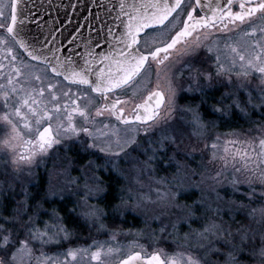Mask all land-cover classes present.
Here are the masks:
<instances>
[{"label": "snow or ice", "instance_id": "snow-or-ice-1", "mask_svg": "<svg viewBox=\"0 0 264 264\" xmlns=\"http://www.w3.org/2000/svg\"><path fill=\"white\" fill-rule=\"evenodd\" d=\"M117 6L115 20L119 23L115 33L96 17L108 32L105 34L103 28L97 31L95 48L101 49L103 41L109 51L94 53L86 46L85 58L72 48L75 39L64 48L62 43L60 47L51 46V33L27 36L25 20L34 17L25 0L0 3V46L4 50L0 61V150L11 156L14 170L31 176L33 168H39L53 150L78 145L88 158L80 165V176L67 182L77 187L75 194L79 197L68 212L89 228L104 231L110 227L105 223L110 213L122 218L130 211L136 212L146 195L141 192L137 197L130 188L125 195L121 187L114 197L116 203L109 201L99 206L110 190L111 177L121 175L117 167L121 155H126L132 145L143 147L141 171L152 168L169 138L163 134L159 141L148 138L168 124L178 108L179 93L195 92L204 103V97L218 91L220 95L213 101L210 113L214 120L205 121L199 106L184 109L192 114L194 135H203L216 126V120L236 113L249 120L258 113L259 121L253 123L259 124L260 134L243 138L233 134L225 139L222 151L219 136L211 145L205 143V148L213 150L209 163L219 162L210 178L215 185L224 187V194L216 192V206L205 209L208 219L199 228L191 227L201 219L193 206L187 215L162 224L158 237L163 241L174 234L178 236L179 229L187 225L184 240H195V251L188 244L177 243L172 254L160 247L147 252L137 243L134 247L141 251L130 252L118 264H248L249 255L264 258V232L259 234V249L252 251L249 244L254 247L257 233L236 219L242 215L254 220L258 215L256 222L264 223V27L259 29V36L251 28L253 18H264V0H120L112 9L99 4L109 16ZM158 39L159 43H155ZM21 54L28 60H23ZM77 56L79 60L74 59ZM31 61L44 69L43 74L34 77L35 84L29 78L36 66ZM208 61L214 73L211 68L194 66ZM153 64L158 80L164 73L167 88L147 89L138 101L122 99L121 95H126L140 79L150 76ZM185 70L187 88L182 79ZM141 134L146 144L142 145ZM81 176L83 192L79 191ZM166 197L165 193L163 198ZM0 198L16 201L12 216L0 213V264H82L89 252L91 261L104 264L102 255L122 251L112 245L105 251L107 242L71 246L72 232L62 210L49 211L43 207L44 201L32 205L23 185L20 193L0 191ZM147 198L150 200V196ZM152 236L156 237V233ZM111 239L115 240V233ZM64 243H69L66 249L50 253L48 246Z\"/></svg>", "mask_w": 264, "mask_h": 264}, {"label": "rangeland", "instance_id": "rangeland-1", "mask_svg": "<svg viewBox=\"0 0 264 264\" xmlns=\"http://www.w3.org/2000/svg\"><path fill=\"white\" fill-rule=\"evenodd\" d=\"M8 2L9 0H0V3ZM256 25V23H251V28L256 29ZM251 28H249V31H251ZM256 34L257 36L260 35L258 30ZM164 35H166V33ZM162 38L163 36L160 37V39ZM155 43H159V39L156 40ZM149 46H152V44H149ZM0 51L1 54H4L2 46H0ZM205 55H207V53H205ZM194 66L196 68H201L199 62ZM155 73L156 71L153 67V76H145L141 79V81L145 83L144 88L147 87L150 79L152 89H166L167 79L164 73L161 72L159 80ZM182 79L184 81V87L187 88L189 82L187 70H185ZM157 84H159V88H157ZM196 96L197 93L195 92L181 91L178 96V108L170 117L168 124L148 138L159 141L162 134L169 138L165 141V150L157 154L152 168L141 171L144 166L139 163V161L145 159L142 155L143 147L137 148L135 145H132L127 148V154H122L119 159L117 167L121 175H114L112 177L116 178L117 182H119V189H117V191L119 193L121 187H123L125 195L129 194V188L133 190L131 194L137 197H139V193L141 192L146 194L141 207L136 212L130 211L122 218L113 216L110 213L105 221L110 227L104 231H97L95 228H89L83 221H79V225L81 224V226L79 227L80 229H78L81 230V233L79 236H76L75 234L78 232V229H73L74 226H69L66 223L67 227L72 232L71 245L75 244L77 239H80L81 241H89V243L83 246L80 245L81 247H88L93 245V243L90 244L92 241L98 244V239H101V244L107 242V244H105V251L108 245L122 249L121 252L113 253L112 255H102L101 259L104 261V264H114L130 252L141 251L140 248L134 247L137 243L142 245L147 252H151L154 248L160 247L165 249L167 253L172 254L177 250V243L188 244L189 248L195 251L193 247L195 240L191 242L184 240V234L188 231L187 225L179 229L178 236L174 234L172 237L163 241L158 240V237L160 236L159 229L162 224L168 223L170 220H175L177 217L187 215L189 209L193 206L196 208L195 215L201 217V219L192 223L191 227L193 229L199 228L208 219V215H205V209H207L209 205L212 207L216 206V192L219 191L220 195L223 196L224 187L215 185L214 181L210 178L215 175L219 162L209 163L213 150L210 147L205 148V143L211 145L215 138L219 136L221 137L219 144L221 146L220 150L222 151L225 145V139L232 138L233 134L240 135L241 138L245 136H258L260 134L259 124L253 123V121H259V114L253 113L249 124H247V129L243 133L242 131H231L232 124L229 125L227 123V120H229L228 116L216 120V126L207 129L203 135H194L192 114L184 110L186 107L191 106V108L196 109L197 106H199V112L204 117L205 121L215 119L210 115L212 106L199 105V101L197 102L196 99H194ZM248 121L249 120L246 119V123ZM236 126L239 127V125ZM141 138L142 145L146 144L147 140L143 139V134H141ZM193 147L196 148L195 152L192 151ZM227 147L232 149L233 145L228 144ZM59 151H61V153L59 154L58 163H55L54 167L64 166L65 168L62 167L61 171L52 172L47 175V179H45L46 185L43 189L44 194L41 198L45 205L53 203V208L58 209H60V207L68 208L70 204L72 206L78 202L79 197L75 194L77 187L67 182L80 176V165L88 158L87 153L78 145L67 150L61 149ZM66 154L69 157H67ZM4 159H6V154L0 152V166L4 165ZM73 167L74 169H72ZM6 176V174L0 173V191H9V189L12 188L16 189L14 187V185H16L14 183H17L16 181H8L9 186H12L11 188L6 185L7 183L4 180ZM21 180L22 182L18 179L28 191L30 188L32 189L28 194V196L32 198L31 194L38 191V182L41 184L42 180H38L35 173L31 176L27 174L25 178ZM214 188L216 189L215 191L213 190ZM79 191L83 192L82 176ZM165 193L167 197L163 198ZM173 194H175L174 197ZM61 196L64 197L63 200H61ZM148 196H150V200L147 198ZM67 199L70 202H68ZM9 200L10 204L14 203L13 199L9 198ZM116 202L117 201H114L113 203ZM5 203L6 201L0 198V213L3 215L5 214L3 211L5 206L7 210L9 209L11 211L5 217H10L16 210V204L11 206L5 205ZM92 203H95V201H92ZM104 204L105 202L103 200L100 202L99 206L103 207ZM43 207L45 206L43 205ZM77 211H79V209H77ZM71 214L75 218V214ZM41 219H47V217H42ZM127 219L132 221L136 219V222L128 223L126 222ZM236 219L243 220L245 228H249L257 233L255 245L253 247L250 243L249 249L252 251L258 250L260 247L259 234L264 232V223L256 222L260 219L258 215L254 220H248L242 215H238ZM123 220H125L126 224H123ZM238 226L239 225H234L233 227ZM9 227H11V225H9ZM169 231H172L171 228H169ZM153 232L156 233V237L152 236ZM114 233L115 240L111 239ZM249 235H251V231ZM61 246L62 248L59 249ZM68 246L69 243H64L62 245L53 244L48 246V249L50 253H55L58 250L66 249ZM247 260L248 264H264V258L260 257L258 254L249 255ZM82 264H99V262L91 261V253L89 252L82 261Z\"/></svg>", "mask_w": 264, "mask_h": 264}, {"label": "water", "instance_id": "water-1", "mask_svg": "<svg viewBox=\"0 0 264 264\" xmlns=\"http://www.w3.org/2000/svg\"><path fill=\"white\" fill-rule=\"evenodd\" d=\"M119 2L120 0H25L34 17L31 20H25V33L27 36L38 35L41 37L51 33L48 39L53 40L54 38V44L51 45L54 47H60L62 43L63 47L67 48L69 41L75 39L72 48L78 49L85 58H88L86 46L90 47L94 53L97 51L108 52V44L103 41L101 42L103 44L101 49L95 48L97 31L103 28L105 34L108 32V28L100 23L96 17L99 16L100 20L111 26L115 33V25L119 23L115 20L119 7L117 6L109 16L105 8L99 7V4L102 3L107 9H112V6L118 5ZM127 2L132 3L133 0H127ZM112 43L114 44L115 41ZM68 54L65 53V55ZM74 59L79 60L80 57L77 56ZM118 261L114 264H118Z\"/></svg>", "mask_w": 264, "mask_h": 264}, {"label": "flooded vegetation", "instance_id": "flooded-vegetation-1", "mask_svg": "<svg viewBox=\"0 0 264 264\" xmlns=\"http://www.w3.org/2000/svg\"><path fill=\"white\" fill-rule=\"evenodd\" d=\"M237 8H238V5H237ZM198 11H199V9H198ZM257 15L259 16V14H257ZM251 23L252 24H255L256 23L257 24L256 25V29L259 31V29L261 27H264V18H253V20L251 21ZM259 34H260V32H259ZM241 36H242V34H241ZM21 55H22V59L23 60H25V61L28 60V58L25 55H23V54H21ZM205 57H206V55H205ZM3 58H4V54H1V51H0V61H3ZM201 59H204V57H202ZM4 63H7V61H4ZM30 63L32 65H36L33 68V70L29 73V78L32 79V82L35 84L37 82L34 80V77L36 75L43 74L44 69H43V66L37 65V62L31 61ZM19 66L23 67L22 64L19 65ZM153 67H154V70L156 71V65L155 64H153ZM201 68H203V69H209V68H211L212 71H213V73L215 72V69L212 68L211 61H208L207 63L201 64ZM151 74L152 75H150V76H153V71H152ZM49 76H51V73H49ZM21 79H23V77ZM0 82H3V81H0ZM53 83H55V81H53ZM144 87H145V83L143 81H141V79H140L136 84H134L132 86V88H130L127 91L126 95L122 94L121 95V98L122 99L131 98L133 100L138 101L140 99V94L146 95L147 94V91L146 90L147 89H152V84L149 83L146 88H144ZM45 89H47V81H45ZM64 90H66V89H64ZM153 90H156V88H154ZM220 91H223V89H221ZM92 95L95 96V94H92ZM219 95H220V92L213 90L206 97L203 98L204 99V103H201V97H200L199 94H197V96L194 99H196L197 102L199 101V105H202V106H206V105L212 106L213 101L216 98H218ZM131 106L132 105L130 103L129 104V107H131ZM243 118L244 117L241 116L239 113H236L235 115H231V116L228 117L229 120H227V123L229 125L232 124V129H231L232 132H240V131H242V133H243L244 131H246L247 124H249L250 120L247 119L249 121L246 123V118H244V119ZM236 125H239V127H237ZM0 152L5 153L2 150H0ZM60 153H61V151H59V150H53L51 157L46 158L44 160V162L40 164L39 168H33V174L35 173V176L38 178V180L41 179L42 182H41V184L38 182V185H39V188H37L38 191H36L33 194H31V197L32 198L30 199V203L32 205H35V203L37 201H42L41 198H42V196L44 194L43 189H44V187L46 185L45 179H47V175H49V173H52V172H59V171H61L62 167H64V166L54 167L55 166L54 164L55 163H58V159H59V154ZM67 157H69V156L67 155ZM3 163H4V165L0 166V173H4V174L7 175L6 178H4V180L7 183L6 185L9 186V182L8 181H16L17 182V183H14V184H16V185H14V187L16 189L12 188V189H9V191H15L16 193H20V191H21V185H23V184L20 183L18 181V179L22 182L21 179H24L25 178V175H27V172L26 171L14 170L15 166L12 165V163H11V156L8 155V154H6V159H4ZM72 169H74V167ZM9 188H10V186H9ZM31 190H32L31 188H30L29 191L27 190L28 191V194H29V192ZM14 204H16V201L14 200V203H11L10 204V200L9 199L6 200V203H5V205H11V206H13ZM9 212H11V211L8 209L7 210V213L4 212L5 213L4 216H6ZM66 218L67 219H74L73 215H70V214H67V217ZM25 219H26V217H25ZM86 243H89V241H84V240L81 241L80 239H77L76 244H73L71 246H73V247H81V246H83ZM92 243H93V241L90 244H92ZM98 244H101V239H98ZM61 248H62V246L59 247V249H61ZM92 250L94 251V248Z\"/></svg>", "mask_w": 264, "mask_h": 264}, {"label": "trees", "instance_id": "trees-1", "mask_svg": "<svg viewBox=\"0 0 264 264\" xmlns=\"http://www.w3.org/2000/svg\"><path fill=\"white\" fill-rule=\"evenodd\" d=\"M110 185H111L110 190H109V192H108V194H107L106 199L104 200L105 204L108 203L109 201L114 202V201H115V200H114V197H116L117 194H118L117 189H119V182H117L116 178H112V177H111V179H110ZM67 200H68V199H67ZM68 202H70V201L68 200ZM59 204H61V203H59ZM43 205L45 206L44 208H45V209H48V210H52V209H53V206H54L53 203H51V204H49V205H45V204L43 203ZM3 206H4V205H3ZM72 207H73V205L71 206V204H70V205L68 206V208H65V207L61 208V207H60V209L62 210V215H64V217H65V222H66L69 226H74L73 229H78V228L81 226V224L79 225V221H77L75 218H74V219H67V218H66V217H67V214L72 215L71 213L68 212V209H70V208H72ZM3 211H4L5 213H7V209H6L5 206H4V210H3ZM122 222H123V224H126V222H128V223H133V222H136V219H134V221H132V220H130V219H127L126 222H125V220H123ZM79 229H80V228H79ZM79 229H78V232L75 234L76 236H79V234L81 233V230H79ZM75 244H76V243H75Z\"/></svg>", "mask_w": 264, "mask_h": 264}]
</instances>
